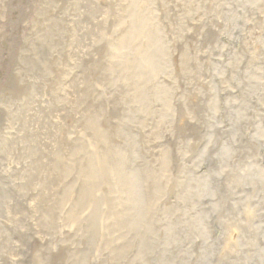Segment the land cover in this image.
Returning a JSON list of instances; mask_svg holds the SVG:
<instances>
[{
  "label": "rangeland",
  "instance_id": "rangeland-1",
  "mask_svg": "<svg viewBox=\"0 0 264 264\" xmlns=\"http://www.w3.org/2000/svg\"><path fill=\"white\" fill-rule=\"evenodd\" d=\"M28 1L0 0V264H264V0Z\"/></svg>",
  "mask_w": 264,
  "mask_h": 264
},
{
  "label": "bare ground",
  "instance_id": "bare-ground-1",
  "mask_svg": "<svg viewBox=\"0 0 264 264\" xmlns=\"http://www.w3.org/2000/svg\"><path fill=\"white\" fill-rule=\"evenodd\" d=\"M29 1H30V0H29ZM29 1H28V3H29ZM32 2H33V1H32ZM27 5H28V4H27ZM51 15H52V14H51ZM11 16H12V15H11ZM13 16H14V15H13ZM13 16H12V17H13ZM19 16H20V15H19ZM16 18H17V17H16ZM16 18H15V19H16ZM12 19H14V18H12ZM17 21H18V20H17ZM12 22H14V21L10 19V24H12ZM15 22H16V21H15ZM7 27H8V26H7ZM15 28L18 29V23H17V22H16V25H15ZM15 28H14V29H15ZM9 29H10V31H11V28H9ZM13 35H14V34H13ZM16 35H17V34H16ZM15 38H16V37H15ZM15 38H14V41L16 40ZM11 41H12V40H11ZM14 41H12L13 44L15 43ZM10 47H11V46H10ZM8 51H9V50H8ZM11 53H12V52H11ZM0 54H1V55H4V56H5L6 54L8 55V53H6L5 51H2V52L0 51ZM7 55H6V56H7ZM17 55H18V54H17ZM10 56H11V54H10ZM16 73H17V72H16ZM6 81H7V80H6ZM14 100H15V99H14ZM4 101H5V100H4ZM7 101H8V100H7ZM7 111H8V110H7Z\"/></svg>",
  "mask_w": 264,
  "mask_h": 264
}]
</instances>
